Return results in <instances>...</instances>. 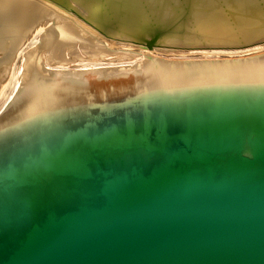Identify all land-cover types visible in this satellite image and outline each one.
I'll list each match as a JSON object with an SVG mask.
<instances>
[{
  "label": "water",
  "instance_id": "water-1",
  "mask_svg": "<svg viewBox=\"0 0 264 264\" xmlns=\"http://www.w3.org/2000/svg\"><path fill=\"white\" fill-rule=\"evenodd\" d=\"M0 112V264H264V53L48 70Z\"/></svg>",
  "mask_w": 264,
  "mask_h": 264
},
{
  "label": "bare ground",
  "instance_id": "bare-ground-1",
  "mask_svg": "<svg viewBox=\"0 0 264 264\" xmlns=\"http://www.w3.org/2000/svg\"><path fill=\"white\" fill-rule=\"evenodd\" d=\"M256 1L0 0V95L19 81L22 62L15 67V59L23 45L52 25L71 22L87 35L43 55L48 65L97 62L106 55L121 61L140 55L144 61L142 51L244 54L264 48V12L253 10L262 3L264 11V0ZM198 37L206 44H195ZM227 39L231 42L216 43Z\"/></svg>",
  "mask_w": 264,
  "mask_h": 264
},
{
  "label": "rangeland",
  "instance_id": "rangeland-1",
  "mask_svg": "<svg viewBox=\"0 0 264 264\" xmlns=\"http://www.w3.org/2000/svg\"><path fill=\"white\" fill-rule=\"evenodd\" d=\"M263 0H257L256 2L260 3ZM262 4V3H261ZM261 4H257V7L253 9L257 14L262 13ZM46 27V25H45ZM41 33L39 34H34L33 37L29 39V41H26L21 48V52L19 51L18 56L15 59L16 66H19L22 62V57L23 55L30 50L31 48L35 47L39 41H40V36ZM204 39L198 37L196 38L193 42L195 44L200 43V44H206L204 43ZM228 43L231 42L230 40H225V41H219L216 43ZM139 51V50H137ZM161 52V53H160ZM159 53H152V55L158 59L162 60H223V59H235V58H246L249 56L257 55V54H262L264 53V48L258 49L255 51H250L249 53H244V54H235V55H226V54H221V55H216V54H207L204 55L202 53H184V54H178V53H170V52H163L160 51ZM23 54V55H22ZM176 54V55H175ZM184 55V56H182ZM84 57V56H81ZM117 59V58H116ZM115 56L113 55H106L103 60L97 61V62H90L88 60H78V61H73L69 62L64 65H48L44 64L45 67L48 68V70H78V69H91V68H100V67H112V66H122V65H132L136 64L137 62H140L142 60L140 55L135 56V59L133 60H116ZM19 77V74H18ZM17 85H15L14 80L11 81L8 85V87L3 91V93L0 95V112L2 109L8 104V102L12 99L14 90Z\"/></svg>",
  "mask_w": 264,
  "mask_h": 264
}]
</instances>
